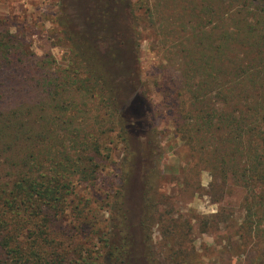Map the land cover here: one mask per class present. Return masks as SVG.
Returning a JSON list of instances; mask_svg holds the SVG:
<instances>
[{"label":"trees","instance_id":"obj_1","mask_svg":"<svg viewBox=\"0 0 264 264\" xmlns=\"http://www.w3.org/2000/svg\"><path fill=\"white\" fill-rule=\"evenodd\" d=\"M153 1L61 0L57 19L90 73L79 89L93 98L100 86L105 116L100 128L117 129L124 143L123 185L111 205L105 240L107 264H159L150 226L158 208L153 195L158 170L127 160L140 151L136 143L156 139L159 127L153 103L123 85L125 73L134 72L131 80H137L140 72V11L160 43L173 46L185 76L201 77L191 92L198 107L185 131L204 155L201 163L226 177L225 163L239 162L241 154L264 185V0ZM37 73L0 18V264L66 262L54 219L68 207L73 180H95L99 167L100 141L73 131L71 104L46 106L35 98L38 88L55 96L50 73ZM212 85L223 100L221 113L206 100ZM186 104L176 112L187 115ZM50 108L59 121L46 116ZM182 115L178 126L184 125ZM253 264H264V253Z\"/></svg>","mask_w":264,"mask_h":264},{"label":"rangeland","instance_id":"obj_2","mask_svg":"<svg viewBox=\"0 0 264 264\" xmlns=\"http://www.w3.org/2000/svg\"><path fill=\"white\" fill-rule=\"evenodd\" d=\"M60 6L61 0H0V18L31 56L36 75L50 73L55 96L49 98L38 88L35 98L39 104L70 103L73 131L100 141L96 179L73 180L68 207L53 223L55 238L68 252L63 264H107L105 240L111 205L123 185L125 148L117 129L105 133L106 128H100L105 117L100 86L94 87L93 98H86L79 89L90 73L82 68L84 62L76 47L57 23ZM139 15L143 16L140 72L137 80H131L134 72L125 73L128 79L123 85L134 95L143 92L153 103L159 127L156 139L136 143L140 151L127 160L147 171L158 170L153 188L158 208L150 224L152 253L159 264H253L264 253V185L248 170L249 163L241 154L236 156L239 162L234 158L225 163L226 177L201 163L204 155L185 132L198 107L191 92L198 88L201 77L197 72L186 77L172 53L173 46L162 45L144 11ZM216 92L212 85L206 100L221 113L223 100H218ZM31 99L27 97V103ZM180 103L188 106L187 115L176 112ZM181 115L184 125L178 126ZM46 116L60 118L59 114L53 117L51 108Z\"/></svg>","mask_w":264,"mask_h":264}]
</instances>
